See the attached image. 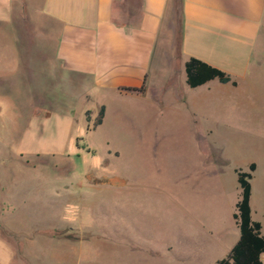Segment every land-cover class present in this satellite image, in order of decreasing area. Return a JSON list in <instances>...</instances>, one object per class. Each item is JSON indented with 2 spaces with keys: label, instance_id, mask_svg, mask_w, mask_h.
Returning <instances> with one entry per match:
<instances>
[{
  "label": "rangeland",
  "instance_id": "rangeland-1",
  "mask_svg": "<svg viewBox=\"0 0 264 264\" xmlns=\"http://www.w3.org/2000/svg\"><path fill=\"white\" fill-rule=\"evenodd\" d=\"M21 23L17 45L0 39V181L24 173L61 191L53 208L65 228L36 235L38 264H216L240 237L237 170L253 162L252 216L264 232V23L246 78L194 91L197 111L179 61L162 59L174 41L158 45L142 95L87 97L47 70L57 26Z\"/></svg>",
  "mask_w": 264,
  "mask_h": 264
},
{
  "label": "crops",
  "instance_id": "crops-1",
  "mask_svg": "<svg viewBox=\"0 0 264 264\" xmlns=\"http://www.w3.org/2000/svg\"><path fill=\"white\" fill-rule=\"evenodd\" d=\"M20 19L21 25L31 27L33 23L34 29H40V24L47 30L57 26L56 33L48 34L55 47L47 70L59 82L66 75L84 85L87 97L107 91L142 95L158 45L169 46L168 41H174L175 49L163 50L162 59L167 63L173 55L185 72V81V64L191 57L232 78L226 83L215 78L197 87L186 81L191 92L186 103L197 111L204 97L194 91L217 80L216 87H238L246 78L264 23V0H0V39L4 38L5 44L19 38L15 22ZM43 134L41 128L39 136ZM25 150L20 148V152ZM13 166L25 172L30 165L19 161ZM44 182L24 173L0 181V264H38L41 247L36 235L47 231L54 237V231L65 228L53 208L61 191L45 190ZM41 196L52 204L49 213L40 212Z\"/></svg>",
  "mask_w": 264,
  "mask_h": 264
},
{
  "label": "trees",
  "instance_id": "trees-1",
  "mask_svg": "<svg viewBox=\"0 0 264 264\" xmlns=\"http://www.w3.org/2000/svg\"><path fill=\"white\" fill-rule=\"evenodd\" d=\"M187 83L191 87L203 85L206 82L218 78L226 83L232 80L231 76L199 59L191 57L185 64ZM236 85L237 82L233 81ZM105 106H102L96 125L101 124L104 118ZM256 163H251L249 171L237 170L238 182L241 187V196L236 203L234 218L239 226L240 237L232 247L227 258L217 261L216 264H264V232L263 223L252 217L251 195L253 171Z\"/></svg>",
  "mask_w": 264,
  "mask_h": 264
}]
</instances>
